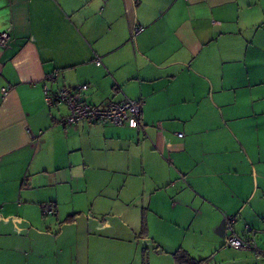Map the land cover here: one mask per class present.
I'll list each match as a JSON object with an SVG mask.
<instances>
[{"label": "crops", "instance_id": "0c3cea01", "mask_svg": "<svg viewBox=\"0 0 264 264\" xmlns=\"http://www.w3.org/2000/svg\"><path fill=\"white\" fill-rule=\"evenodd\" d=\"M3 31L0 264H97V229L77 206L90 168L121 178L115 236L147 237L144 264L151 249L166 260L155 264H177L178 250L180 264H264V250L221 240L224 216L241 238L237 219L264 201V0H0ZM44 85L97 106L141 100L140 124H63ZM184 221L198 231L186 241Z\"/></svg>", "mask_w": 264, "mask_h": 264}, {"label": "rangeland", "instance_id": "374dc122", "mask_svg": "<svg viewBox=\"0 0 264 264\" xmlns=\"http://www.w3.org/2000/svg\"><path fill=\"white\" fill-rule=\"evenodd\" d=\"M62 107V111H68L66 105H63ZM101 151L105 154L106 152L104 151L108 150L102 149ZM77 177H79L80 190L84 193V198L86 200V203L77 204L82 210L85 208V215H83L79 221L82 219V222H84V219H87V223H89V225L91 224L92 228L97 229V231H94V233L91 234L88 240L90 243L93 242L96 247L103 249L104 252L101 256L95 258L98 259L97 264L99 262L102 264H144L145 257L149 259L146 253L147 248L144 245L145 243H149L147 237L140 235V231L132 232L131 229L128 231L124 230L121 236H115V223L117 222L115 216V181H118L117 179L121 180V178H117L115 173H111L108 170H100V168L87 169L84 173L76 176V178ZM85 181L87 182L86 190L84 189ZM255 182L256 181H254L253 177V184H255ZM254 186L255 185H253V187ZM251 203L252 211L250 212L249 217L246 220H240L241 218H238L237 224H234V230L239 236H241V238L246 237V226H249L256 231L264 229V214H262L264 213V201H260L259 196H255L251 200ZM69 210H72L70 204H63L61 206V212L63 214H68V212H70ZM165 218H168V216L166 215ZM168 221V219L165 220V225L170 227L171 224H169ZM183 223L184 225L181 227V231L183 233L182 238H184V241L193 236L192 233L198 235V231L194 228L195 226H189L185 221ZM57 230L58 228H56V231ZM173 235L174 233H170L169 236ZM221 240L223 244H225L224 235ZM257 242L258 250H264V234H257ZM199 247L201 246L195 244L191 246L190 250L193 254H198ZM227 249H232L234 251L243 250L228 246ZM152 250L153 249L149 250L152 254L150 256L151 264L158 263L160 261L159 259H161L163 263L166 261L162 255L158 256L156 253L153 254V252H151ZM204 252L205 253L203 254H207L206 251ZM144 254L146 255L145 257ZM260 254L256 253L259 257L261 256ZM255 261L256 260H254V262ZM257 262L259 261L257 260Z\"/></svg>", "mask_w": 264, "mask_h": 264}, {"label": "built area", "instance_id": "2783aa9c", "mask_svg": "<svg viewBox=\"0 0 264 264\" xmlns=\"http://www.w3.org/2000/svg\"><path fill=\"white\" fill-rule=\"evenodd\" d=\"M138 30V29H137ZM135 30V31H137ZM9 39V33L3 31L0 33V45H5ZM101 63L99 58L95 59V64ZM58 70L46 75L47 80H54ZM44 99L48 106L64 104L68 108V115L61 118V122L66 125H77L83 122L91 125L94 122H105L116 125H127L129 127H138L140 124V115L142 110V101L125 97L121 101L110 100L104 105L97 106L79 98L78 93L69 87H60L55 92H50L47 85H44ZM52 203H45L42 206L44 215L53 213ZM225 219V243L235 249H252L260 254L256 244L255 235L257 231L250 230V237L240 238L233 232L234 218L224 216ZM261 234H264L262 229Z\"/></svg>", "mask_w": 264, "mask_h": 264}, {"label": "trees", "instance_id": "16d2710c", "mask_svg": "<svg viewBox=\"0 0 264 264\" xmlns=\"http://www.w3.org/2000/svg\"><path fill=\"white\" fill-rule=\"evenodd\" d=\"M72 90H75L77 92V89L76 88H71ZM78 93V92H77ZM72 216V215H71ZM67 218H70L67 217ZM174 258H175V261L177 262V264H180L181 262H184L188 259V256H187V253L183 250H178L174 253ZM202 262V261H199V263Z\"/></svg>", "mask_w": 264, "mask_h": 264}]
</instances>
